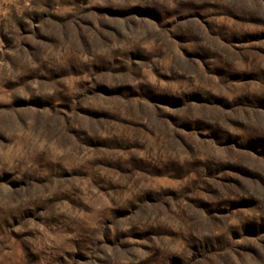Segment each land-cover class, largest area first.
Instances as JSON below:
<instances>
[{"label": "rangeland", "instance_id": "1", "mask_svg": "<svg viewBox=\"0 0 264 264\" xmlns=\"http://www.w3.org/2000/svg\"><path fill=\"white\" fill-rule=\"evenodd\" d=\"M0 264H264V0H0Z\"/></svg>", "mask_w": 264, "mask_h": 264}]
</instances>
